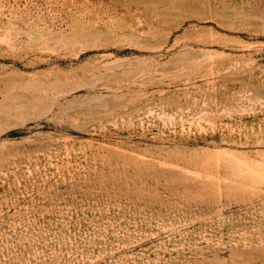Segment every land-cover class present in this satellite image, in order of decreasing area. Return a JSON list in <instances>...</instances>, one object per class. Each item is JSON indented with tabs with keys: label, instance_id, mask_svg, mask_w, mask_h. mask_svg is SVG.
Instances as JSON below:
<instances>
[{
	"label": "rangeland",
	"instance_id": "rangeland-1",
	"mask_svg": "<svg viewBox=\"0 0 264 264\" xmlns=\"http://www.w3.org/2000/svg\"><path fill=\"white\" fill-rule=\"evenodd\" d=\"M0 264H264V0H0Z\"/></svg>",
	"mask_w": 264,
	"mask_h": 264
}]
</instances>
